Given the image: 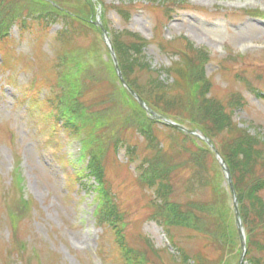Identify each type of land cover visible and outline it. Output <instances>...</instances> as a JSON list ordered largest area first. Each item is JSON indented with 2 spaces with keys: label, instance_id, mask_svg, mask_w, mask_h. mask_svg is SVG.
Returning <instances> with one entry per match:
<instances>
[{
  "label": "trees",
  "instance_id": "trees-1",
  "mask_svg": "<svg viewBox=\"0 0 264 264\" xmlns=\"http://www.w3.org/2000/svg\"><path fill=\"white\" fill-rule=\"evenodd\" d=\"M154 1L155 6L164 5L167 10L178 5L176 0ZM98 5L103 10L102 22L108 29L106 9L114 8L128 17L131 4L121 1L119 5H108L103 0H0V51L7 49L6 53L10 54L7 43L14 25L24 30L30 28V22H36L41 27L38 35L41 41L49 25L62 24L54 34L52 59L41 61L37 58L40 70L28 87L34 91L33 97L45 89L44 97L37 102L47 106V117L53 123L51 129L60 126L69 135L86 131L87 173L81 176L87 181L92 177L96 182V219L100 225L113 230L120 264H156L153 257H161L140 231L135 238H127L123 221L125 211L120 208L117 192L107 177V163L112 160L109 152L119 149L128 130L146 142L143 159L135 167L139 172L135 184L140 187L141 195H148L151 211L148 217L162 224L172 243L179 248L180 261L173 256L176 264H191L190 261L193 264H235L239 238L229 190L224 185L215 153L208 143L193 134L151 119L135 97L120 85L110 57L105 60L101 46L94 41V35L101 33L92 22ZM109 32L128 86L158 114L207 137L220 153L230 170L237 194L248 264H264V136L259 131L252 133L234 118L235 111L246 108L242 91L221 88L213 76L206 75L204 67L210 57L189 41L178 50L183 65L160 72L145 60L143 48L148 43L145 38L130 31ZM85 36L89 38L82 43ZM168 43L164 44L175 46L176 41ZM106 54L109 56L107 49ZM4 56L7 57L4 53L1 59L5 63ZM33 59L36 61L35 56ZM47 67L52 68V78L49 71L46 72ZM162 72L171 80H162ZM234 76L248 91L264 97L250 79L240 72ZM223 89L225 94L221 95ZM159 131L168 138L166 145L158 141ZM136 149L131 144L126 148L131 160L137 156ZM184 154L186 158L180 160ZM185 166L192 168L186 182L187 191H191L197 181V186L208 188L206 200L189 198L181 203L175 199L176 186L171 184V173ZM16 187L19 192L18 185ZM150 189L154 193L153 201ZM6 209L10 215L14 249L19 256L23 253L22 241L17 237L19 221L30 214L31 205L16 193L13 203ZM179 228L205 237L204 243L213 248L216 256L208 257L203 249L188 253L176 239L173 229ZM133 240L136 244H132ZM227 254H231L232 259L226 258ZM34 256L38 259L39 254Z\"/></svg>",
  "mask_w": 264,
  "mask_h": 264
},
{
  "label": "rangeland",
  "instance_id": "rangeland-1",
  "mask_svg": "<svg viewBox=\"0 0 264 264\" xmlns=\"http://www.w3.org/2000/svg\"><path fill=\"white\" fill-rule=\"evenodd\" d=\"M103 1L108 5H119L121 1L131 4L127 6L128 17L114 8L106 9L108 26L113 31H130L145 38L148 43L143 55L157 71L183 65L178 50L186 41L198 51H205L210 57L204 67L205 74L213 76L221 88L242 91L245 97L246 108L235 111V120L252 133L259 131L264 136V97L248 91L234 76L240 72L264 95V16H252L242 10L264 11V0H176L178 5L168 10L164 5L155 6L152 0ZM158 1L161 2H154ZM29 26L20 30L14 25L7 43L10 54L4 47L0 51L2 56L7 55L5 63L0 55V264H120L113 230L97 223L92 215L93 193L86 188L87 182L84 188L72 177L75 171L71 166L73 159L68 155V133L60 126L51 129L53 123L47 117V106L37 102L44 97L45 89L33 97L34 91L28 87L39 73L38 60L52 59L54 34L62 24L49 25L41 41L38 39L41 27L36 22H30ZM88 38L85 36L82 43ZM100 39L94 35V41L104 51ZM173 40L175 46L164 44ZM241 54L247 55L240 59ZM46 72L52 78V68L47 67ZM161 79L171 80L165 72L161 73ZM220 94H225L224 89ZM124 136L119 149L109 152L112 160L106 167L120 208L125 211L124 232L128 239L135 238L138 231L148 238L161 255L153 257L156 264H176L173 256L180 260L179 248L171 246L164 226L148 217L151 212L148 195H141L140 187L135 184L139 173L135 167L143 159L146 142L136 138L132 130ZM158 141L166 145L168 138L159 131ZM129 144L137 148L134 160L126 152ZM186 156L181 155L179 159ZM185 167L171 173V184L176 186L175 199L181 203L189 198L206 200L208 188L197 186V181L187 191L186 182L192 168ZM14 174L21 180L24 196L34 202L31 214L19 221L17 237L22 241L23 250L19 256L12 240L10 215L7 216L4 208L13 203L14 192L6 186ZM150 192L153 201V190ZM173 230L179 246L188 253L203 249L208 257L216 256L213 248L204 243L205 237L187 229ZM92 252L96 255L91 256ZM35 253L39 254L38 259ZM248 263L245 256L243 264Z\"/></svg>",
  "mask_w": 264,
  "mask_h": 264
},
{
  "label": "water",
  "instance_id": "water-1",
  "mask_svg": "<svg viewBox=\"0 0 264 264\" xmlns=\"http://www.w3.org/2000/svg\"><path fill=\"white\" fill-rule=\"evenodd\" d=\"M103 33H104V35L106 34L105 31H103ZM112 54H113V53H112ZM114 60H115V59H114ZM115 68H116V70H117V72H118V76H119L121 82H122L123 84H125V82H124V80H123V78H122V76H121V73H120V71L118 70V67H117V65H116V62H115ZM132 94H134V93H132ZM137 99H138L140 105L143 106V107H145L143 101H142L140 98H137ZM146 109H147V108H146ZM147 111L151 114V116H152L154 119L165 120L163 117L157 115L155 112L151 111L149 108L147 109ZM168 122H170V121H168ZM170 123H171V122H170ZM174 125L184 130L183 127H181V126H179V125H177V124H175V123H174ZM215 152H216L217 157L219 158V154L217 153V151H215ZM219 162H220V164H221L223 170L225 171L226 179H227V181H228V183H229V186H230L231 192H232L233 197H234V209H235V214H236V222H237V227H238V230H239V233H240V238H241V248H242V252H241V254H240V258H239L238 264H242V262H243V258H244V254H245V241H244V237H243V233H242V224H241V221H240V215H239V212H238V209H237V200H236V197H235V192H234V189H233V185H232V181H231V177H230L229 171H228V169L225 167L224 162L222 161V159H219Z\"/></svg>",
  "mask_w": 264,
  "mask_h": 264
}]
</instances>
